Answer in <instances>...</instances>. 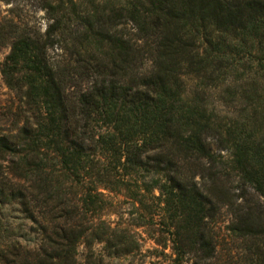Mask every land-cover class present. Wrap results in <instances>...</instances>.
<instances>
[{"label": "trees", "instance_id": "trees-1", "mask_svg": "<svg viewBox=\"0 0 264 264\" xmlns=\"http://www.w3.org/2000/svg\"><path fill=\"white\" fill-rule=\"evenodd\" d=\"M47 3V39L18 37L1 68L28 116L0 137V200L19 204L42 242L0 249V264H82L81 244L91 252L85 264H99L96 243L119 255L141 251L129 225L105 219L120 215L112 193L132 206L131 226L170 264H213L220 204L232 211V234L264 242V209L238 203L216 172L218 148L226 149L241 181L264 199V135L256 127L264 123V0H106L107 11L83 17L75 0ZM65 11L81 22L80 47L91 37L106 49L97 66L104 78L73 94L47 59L48 41L67 28ZM116 23L132 24L134 43L112 33ZM145 54L151 67L142 74ZM247 62L254 72L232 79L246 105L235 121H220L201 95ZM189 80L202 88L190 90Z\"/></svg>", "mask_w": 264, "mask_h": 264}, {"label": "rangeland", "instance_id": "rangeland-1", "mask_svg": "<svg viewBox=\"0 0 264 264\" xmlns=\"http://www.w3.org/2000/svg\"><path fill=\"white\" fill-rule=\"evenodd\" d=\"M48 0H0V137L15 134L22 126L28 109L19 95L8 89L1 75V68L5 58L9 55L12 43L22 35L33 36L34 38L47 39L44 36L53 23L47 9ZM56 0H49L55 2ZM79 3V16H87L91 12L107 11L106 0H75ZM64 21L67 24L65 32L59 37L48 41L47 59L50 64L57 68L70 80L69 92L72 94L84 90L91 86L95 81L104 77L99 76L98 64L104 62L106 58V49L101 45L98 48L92 44L94 41L90 37L85 46L79 44V39L75 35L77 31L82 30L79 19L69 11H65ZM76 31V32H75ZM83 32V31H82ZM112 33L125 34V37L135 41L132 24L114 25ZM60 34V33H59ZM44 36V37H43ZM47 42V43H48ZM92 44V45H91ZM252 63V62H251ZM250 62L246 64V71H240L230 75L225 84L218 87L209 86L201 95L203 102L209 109L216 110V118L224 122H233L239 115V111L245 107V102L235 97V92L240 81L232 83L234 76H242L241 80L248 77V74L254 72L249 69ZM142 74L149 71L151 67L150 56L145 54L140 62ZM187 87L190 90L202 88L200 83L195 80H189ZM259 107L261 104L258 103ZM261 112V110H259ZM31 115V114H29ZM28 116V115H27ZM226 118V119H225ZM260 120V118H259ZM251 126L255 127L254 121ZM257 128L261 135H264V123L258 121ZM217 145L213 146V151H217ZM218 153L223 156L221 163L216 168L219 173L218 184L228 190L231 195L238 198V203L249 201L252 208L264 209V199L261 198L251 185L244 184L241 181V175L237 168L231 167L230 152L226 149L218 148ZM210 168V164L206 165ZM2 174V171H0ZM200 181V175L197 176ZM243 194V197L240 196ZM109 201L117 205L116 210L120 212L118 216H106L105 219L113 223H122L123 226L129 225L132 232L139 234V240L142 244L141 251L132 255H119L115 252H108L103 244H94L92 252L99 264H170L169 256L161 253L162 250L155 251L156 246L148 238L146 231L134 226L128 215L132 212V206L126 203L125 198L115 193L110 194ZM217 223L214 224V236L216 241V254L213 264H264V242L261 238L254 236H237L228 230L232 219V211L227 206L220 204ZM124 216V217H122ZM121 217L123 220H121ZM125 222V223H124ZM125 224V225H124ZM41 232L35 229L30 219L22 212L19 204L6 203L0 200V249H7L13 245H21L28 249H35L41 245ZM168 253V252H167ZM90 250L81 244L78 247L77 260L85 264L90 257Z\"/></svg>", "mask_w": 264, "mask_h": 264}]
</instances>
